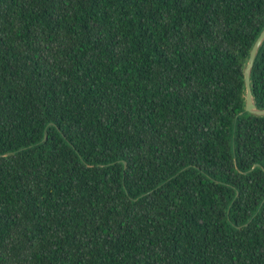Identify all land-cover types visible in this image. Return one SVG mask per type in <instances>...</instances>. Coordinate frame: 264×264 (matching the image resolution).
Masks as SVG:
<instances>
[{"label": "trees", "instance_id": "obj_1", "mask_svg": "<svg viewBox=\"0 0 264 264\" xmlns=\"http://www.w3.org/2000/svg\"><path fill=\"white\" fill-rule=\"evenodd\" d=\"M264 0H0V264H264ZM264 109V43L252 71Z\"/></svg>", "mask_w": 264, "mask_h": 264}, {"label": "water", "instance_id": "obj_2", "mask_svg": "<svg viewBox=\"0 0 264 264\" xmlns=\"http://www.w3.org/2000/svg\"><path fill=\"white\" fill-rule=\"evenodd\" d=\"M264 43V30L256 40L252 50L250 52L248 61L244 69V82H245V109L244 112L256 117H264V109H259L254 101L253 89H252V71L255 65L256 58L259 50Z\"/></svg>", "mask_w": 264, "mask_h": 264}]
</instances>
